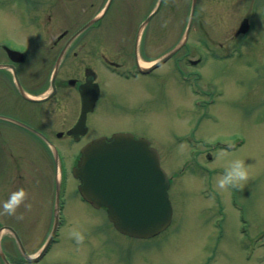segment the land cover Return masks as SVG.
<instances>
[{"label": "rangeland", "instance_id": "rangeland-1", "mask_svg": "<svg viewBox=\"0 0 264 264\" xmlns=\"http://www.w3.org/2000/svg\"><path fill=\"white\" fill-rule=\"evenodd\" d=\"M45 1L37 0L31 10L19 0H0V27L15 29L17 36L10 40L19 44L26 41L27 28L43 27L38 31L43 34L47 27L64 23L68 13L49 9L50 3L41 5ZM190 2L180 0L181 31H167L166 47L183 35ZM165 6L167 11L173 0ZM198 11L190 45L180 53L181 73H175L171 61L160 73L147 76L146 84L123 86L130 101L117 102L112 110L106 101L101 120L93 125L98 130L132 129L154 142L172 179L171 224L151 238L125 235L108 219L105 208L74 194L76 181L71 179L58 239L33 264H264V0H199ZM245 17L251 30L237 35ZM199 56L200 65L186 66L187 58ZM142 91L149 98L144 113L136 109ZM34 146L20 150L31 154L30 161L22 160L21 169L27 173L20 186L29 193L31 209L21 206L17 212L24 219L16 222L31 252L52 227L55 188L53 162L47 161L41 145ZM236 158L249 168L243 189L214 190V178ZM69 164L65 162L70 172ZM73 228L83 232V244L69 238ZM4 243L17 264L16 242L7 238Z\"/></svg>", "mask_w": 264, "mask_h": 264}, {"label": "flooded vegetation", "instance_id": "flooded-vegetation-1", "mask_svg": "<svg viewBox=\"0 0 264 264\" xmlns=\"http://www.w3.org/2000/svg\"><path fill=\"white\" fill-rule=\"evenodd\" d=\"M64 1L62 5L52 0L46 2L50 3L49 9L64 11L63 16L68 13L67 18L63 17L62 25L47 27L43 34L38 32L43 27L36 31L27 28L26 41L19 44L10 40L17 38L15 29L0 27V115L21 122L0 118V206L12 192L20 189L21 179L27 173L21 169L22 160L29 159L20 153L22 143L25 147L46 146L47 161L53 159L45 139L20 125L40 130L59 151L70 148L71 153L63 156L72 160L79 158L83 145L98 136L110 137L118 131H129L147 137L132 129L98 130L93 125L101 120V109L106 101L110 103V110L117 102L130 101L123 86L144 85L147 76L159 69L156 74L160 73L164 64L150 72L144 69L151 60L159 59L165 53L167 31H181L180 0H173V6L167 11L165 5L169 0H164L156 18L154 16L142 31L141 23L151 12V0H111L108 6L109 0ZM20 2L24 6L30 5L31 10L38 5L36 0ZM106 6L104 14L86 26ZM154 18L155 22L151 23ZM5 30L13 31L14 36ZM36 34L39 35L36 37ZM61 52L64 54L57 64ZM172 60L175 67H180V51ZM85 94L94 95V105L81 121ZM138 95L141 96L137 97L136 109L144 113L149 98L143 91ZM38 96L42 98L35 100ZM75 125H82L84 133L76 135L73 132ZM17 221L21 220L16 216H0V227L16 225ZM17 230L24 237L22 229Z\"/></svg>", "mask_w": 264, "mask_h": 264}, {"label": "water", "instance_id": "water-1", "mask_svg": "<svg viewBox=\"0 0 264 264\" xmlns=\"http://www.w3.org/2000/svg\"><path fill=\"white\" fill-rule=\"evenodd\" d=\"M196 4L197 0H192L189 24L183 39L155 66L166 61L186 43ZM247 28L248 20L245 19L239 32ZM196 62L198 60L193 61ZM74 173L81 180L82 194L95 206L106 207L110 220L122 232L150 237L170 224L173 212L168 195L170 181L160 164L157 150L150 146L146 138L137 139L128 133H117L110 140L97 138L83 149ZM9 228L15 234L24 256L36 260L27 254L16 231ZM0 255L10 264L1 245Z\"/></svg>", "mask_w": 264, "mask_h": 264}, {"label": "clouds", "instance_id": "clouds-1", "mask_svg": "<svg viewBox=\"0 0 264 264\" xmlns=\"http://www.w3.org/2000/svg\"><path fill=\"white\" fill-rule=\"evenodd\" d=\"M223 154H227L226 152ZM249 168L245 161L239 158L232 159L226 166L222 175L214 178L213 188L216 191H227L229 189H243L244 184L249 180ZM29 193L24 188L12 192L8 199L0 206V216H16L17 219H24L23 214L17 216V211L23 206L30 210L31 204L28 202ZM69 238L75 240L76 244H83L85 236L77 228L69 232Z\"/></svg>", "mask_w": 264, "mask_h": 264}]
</instances>
